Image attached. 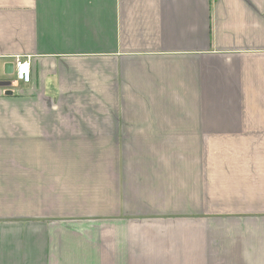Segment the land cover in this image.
Masks as SVG:
<instances>
[{"label": "crops", "instance_id": "1", "mask_svg": "<svg viewBox=\"0 0 264 264\" xmlns=\"http://www.w3.org/2000/svg\"><path fill=\"white\" fill-rule=\"evenodd\" d=\"M0 264H264V0H0Z\"/></svg>", "mask_w": 264, "mask_h": 264}, {"label": "built area", "instance_id": "2", "mask_svg": "<svg viewBox=\"0 0 264 264\" xmlns=\"http://www.w3.org/2000/svg\"><path fill=\"white\" fill-rule=\"evenodd\" d=\"M15 76L17 82L28 84L32 80V64L29 59H18L15 63Z\"/></svg>", "mask_w": 264, "mask_h": 264}, {"label": "water", "instance_id": "3", "mask_svg": "<svg viewBox=\"0 0 264 264\" xmlns=\"http://www.w3.org/2000/svg\"><path fill=\"white\" fill-rule=\"evenodd\" d=\"M13 71H14V64H8L6 66V73L9 75H12ZM2 85L3 86H10V85H12V83L8 82V83L2 84Z\"/></svg>", "mask_w": 264, "mask_h": 264}, {"label": "rangeland", "instance_id": "4", "mask_svg": "<svg viewBox=\"0 0 264 264\" xmlns=\"http://www.w3.org/2000/svg\"><path fill=\"white\" fill-rule=\"evenodd\" d=\"M14 78H16V76H13ZM50 195H54V194H50ZM56 196H59V194H55Z\"/></svg>", "mask_w": 264, "mask_h": 264}]
</instances>
